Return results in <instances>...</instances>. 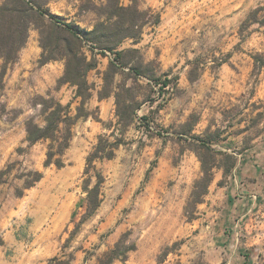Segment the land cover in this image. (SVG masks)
<instances>
[{"label":"rangeland","instance_id":"1","mask_svg":"<svg viewBox=\"0 0 264 264\" xmlns=\"http://www.w3.org/2000/svg\"><path fill=\"white\" fill-rule=\"evenodd\" d=\"M43 1L49 13L79 28L89 30L104 19L94 6L105 0ZM132 1L120 0L123 5ZM260 1L136 0L140 9L158 12L160 21L146 24L137 42L127 38L118 48L139 49L161 79L151 87L145 78L138 81L141 104L134 121L114 156L94 162L105 176L101 203L64 248L84 211L86 157L100 135L112 140L110 134L118 133L114 87L132 81L117 72L111 93L99 98L114 54L86 43L85 53L96 61L86 73L88 115L72 127L64 165L45 166L47 141L29 145L25 133L29 117L43 123L37 98L52 96L69 104L72 114L81 103L75 86L57 84L63 59L39 62L38 29L30 27L17 61L0 78V170L13 165L0 183V264H50L53 256L69 252L74 254L70 264H91L127 229L137 248L125 262L113 264L264 263V67L252 74L251 57L264 53V25L252 24L239 34ZM1 64L0 59V70ZM164 77L170 82L159 90ZM186 121L190 126H183ZM214 130L218 135L210 141L207 132ZM199 139L234 154L236 163L226 174L220 164L212 169L207 193L189 218L185 207L201 175ZM242 159L248 162L245 175ZM26 169H38L42 177L17 196L22 180L16 175ZM233 178L234 201L254 195L256 209L229 215L226 186Z\"/></svg>","mask_w":264,"mask_h":264},{"label":"trees","instance_id":"2","mask_svg":"<svg viewBox=\"0 0 264 264\" xmlns=\"http://www.w3.org/2000/svg\"><path fill=\"white\" fill-rule=\"evenodd\" d=\"M44 5L43 0L1 1L0 59L2 64L0 78L5 74L8 66L17 61L18 53L24 46L32 25L38 29L39 43L43 50L39 62L45 63L57 58L64 60L63 73L57 79V84L68 83L75 86V96L80 98L81 104L72 114L69 104H62L52 96L47 98L39 96L35 104L40 105L43 123L36 122L33 116L25 121L26 141L29 145L47 141L45 166L54 164L56 167H61L64 165L62 156L69 147L72 127L79 118L88 115L83 107L84 102L91 95L86 73L95 67L96 61L93 55L88 58L85 53L86 43H90L92 50L95 48L101 53L109 51L114 54L104 72V84L98 93L99 98L106 97L111 93L113 77L117 72L122 71L132 81L130 85L121 82L114 87L118 133L115 134L114 131L110 134L112 140L107 135H100L86 157L81 185V189L85 193L84 211L69 231V235L62 245L64 248L79 231L80 226L95 214L101 203V186L105 176L97 169L94 162L114 156L115 149L121 144L123 132L134 121L136 110L141 104L137 88L142 85L138 81L145 78L148 80L145 86L151 87L152 81L156 82L161 79L155 63L153 61L145 62L139 54V49H119L118 46L127 38L137 42L141 37L143 27L149 23H158L160 14L150 8L140 9L136 0H133L129 5L121 4L120 0H105L102 5L94 6L104 19L99 20L91 29L86 30L71 22L59 20L58 17L49 13ZM252 24L264 25V0H261L248 12L242 21L239 34L242 35L246 28ZM251 57L253 59L252 74H254L259 68L264 67V53L255 52ZM169 82L170 78L164 77L161 82H158V89L162 90ZM142 118L146 119L147 117ZM183 126H190V123L186 121ZM207 134L210 141L218 135L217 130L207 132ZM198 141V150L196 151L201 164V175L194 182L185 207V213L189 218L193 217L195 204L201 202L202 197L207 193L212 169L220 164L226 174L236 163L234 154L214 150L208 140L199 139ZM12 166V164H8L5 169L0 170V183L4 182L3 176L11 170ZM16 177L22 180V187L15 188V195L21 196L24 189L32 187L41 179L42 172L38 169H26L19 172ZM136 248L137 244L132 237V230L127 229L120 234L111 247L96 255L91 264H113L117 260L125 262L129 254ZM62 255V257L53 256L50 258V264H70L74 259L72 252ZM84 260L86 261L87 257Z\"/></svg>","mask_w":264,"mask_h":264},{"label":"crops","instance_id":"3","mask_svg":"<svg viewBox=\"0 0 264 264\" xmlns=\"http://www.w3.org/2000/svg\"><path fill=\"white\" fill-rule=\"evenodd\" d=\"M247 164H248L247 160L242 159V161H241V166H242L241 167V175H245L243 172V171H245V170H243V167L246 169ZM226 187H227V193H226L227 196L226 197L228 199L229 206H231L230 210H229V215H232L233 214L232 212H239V211H243V210L248 212L250 210L256 209L257 205H256V201H254V198H255L254 195L248 196V197L245 196L240 201H236V202L234 201L235 200L234 199L235 198L234 193H235L236 188L238 187L235 178H233L232 181H230L228 183V186H226ZM243 189L247 192L250 191V189L245 188L244 186H243Z\"/></svg>","mask_w":264,"mask_h":264}]
</instances>
